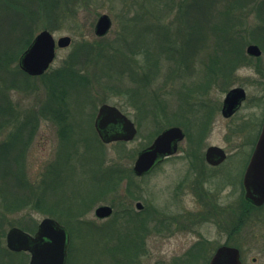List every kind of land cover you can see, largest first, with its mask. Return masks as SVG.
I'll use <instances>...</instances> for the list:
<instances>
[{
    "label": "rangeland",
    "instance_id": "rangeland-1",
    "mask_svg": "<svg viewBox=\"0 0 264 264\" xmlns=\"http://www.w3.org/2000/svg\"><path fill=\"white\" fill-rule=\"evenodd\" d=\"M140 1L143 0H137ZM198 1L204 9L211 3L222 9L223 1L236 2L237 8L233 10L235 23L232 26L233 32L243 39L240 52L246 56L245 60L237 61L227 71L221 67L222 62L209 65L205 55L207 50L204 49L201 53L202 61L193 64L192 77L187 79L205 83L206 76L210 77V81L202 88H192L194 92L190 108L193 113L186 111L177 114L181 125L165 124L168 116L166 121L164 117H159L155 122L137 126L134 110L108 86L103 87L96 82V72L99 74L100 71L98 63V67H95V62L102 55L100 53L114 42L120 32L119 15L126 9H135L137 2L23 0L22 6L11 7L7 6V0H0V45L7 44L5 46L14 52L15 62L12 64H18L19 56L25 50L19 49V43L27 34L33 38L39 31L46 29L55 39L61 36L71 38L67 47L56 49L55 58L45 71L46 81H62L69 90H76L75 94L80 91L76 101L75 98H70V101L74 100L71 104L76 110L73 113V124H78L81 130L74 128L73 134L71 132L69 135L75 138L82 136L87 142L93 141L90 149L96 155L101 154L93 156L92 167H97L99 161L102 170L93 179L91 164L76 162L73 174L65 169V177L57 188L51 185V188L46 189V170L56 161L64 136L61 137L55 123L40 116L25 146L23 158L18 157V150L11 154L22 163V174H14V170L12 174H4L5 169L13 168L10 160L15 158L10 157L8 160L5 155L0 160V264L29 262V253L20 252L15 255L7 249L5 236L10 227H31L44 217L56 219L45 211L46 205L42 208L34 205L35 199L40 196L39 192L47 191L49 198H65L72 192L91 193L99 186L102 193L85 208L82 216L70 218L55 213L60 219L56 220L66 226L69 233L70 253L68 250L67 264H127L128 250H115V247L120 250L119 245L133 225L125 220L129 217L144 219L147 215L150 218L146 219V229L140 235L141 249L136 250L138 255L133 258L132 264H207L216 247L226 242L239 248L241 264H264V205L251 212L245 211L249 203L244 198L241 185L242 172L264 117V0ZM53 4L54 11L51 12ZM103 13L110 16L112 25L108 33L100 37L94 34L93 28ZM222 20L215 18L213 23L222 25ZM211 33L210 47L222 52L220 48L225 42L224 31H217L216 36ZM250 44L259 47V56L246 53ZM210 47L207 49L210 50ZM74 62V65H80L86 70L83 77L78 78L77 74L70 71ZM160 75L158 80H164L163 73ZM27 83V91H6L7 101L13 106L18 118L27 113H37L46 102L43 81L37 76H31ZM234 87L243 88L246 96L237 112L225 118L221 113L222 102L226 92ZM103 103L118 107L133 120L137 132L131 140L117 145L116 142L100 143L97 139V143L93 144L92 138L96 136L93 121L98 107ZM168 126H179L185 132L184 139L178 143L177 152L148 174L135 176L132 166L137 153ZM13 130L12 126L6 125L0 131V143L10 138L15 133ZM211 145L221 147L227 154L221 172L220 167L208 170L204 160L203 172L199 168L194 169L191 161L199 164V158L203 157L206 148ZM78 150L84 152L82 148ZM108 169H114V175H117V171L125 174L114 188L111 183L108 184L104 174ZM128 185L135 192V198L129 195ZM18 193L27 196L28 202L25 205L15 203ZM137 202L142 204L141 209L136 207ZM99 205H110L113 208L112 215L97 218L94 210ZM242 211L246 213L245 220L238 225ZM82 222H89V225Z\"/></svg>",
    "mask_w": 264,
    "mask_h": 264
},
{
    "label": "trees",
    "instance_id": "trees-1",
    "mask_svg": "<svg viewBox=\"0 0 264 264\" xmlns=\"http://www.w3.org/2000/svg\"><path fill=\"white\" fill-rule=\"evenodd\" d=\"M121 1L124 4L137 2V0ZM137 3L135 9H126L119 15L120 32L114 42L103 49L100 53L102 54L100 59L95 62V67L99 65L100 69L99 74L96 72V82L99 85L102 84L103 87L108 86L123 99L127 106L134 110L137 126H141L145 122H155L159 117H164L166 121L168 116L169 118L165 124L181 125L182 122L177 120V114L186 111L192 112L190 101L193 97V86L202 88L210 81L209 75L206 76L205 83L200 82L201 80L198 83L187 80L192 77V71L195 67L193 64L202 61L201 53L204 52V49L207 50L205 55L209 65L222 62L223 66L221 67L227 71L230 68L232 69L237 61L245 60L246 56L240 52L242 51L240 47L243 45V39L241 40L238 33L233 32L232 26V23H235L233 10L237 8L236 2L224 3L223 1L221 3L222 9L216 8L212 3L207 9H204L198 0H192L191 2L187 0H143ZM22 4L23 0H7V6L19 7ZM53 7L54 4L50 8L51 12ZM130 11L132 12L130 13ZM171 14L173 15L170 16ZM231 17L233 20H231ZM215 18L223 19L222 25H219L218 22L213 23ZM217 31H224L223 39L225 42L221 46L222 48L219 47L222 51L220 53L217 49L210 47L211 41L209 40L210 33L212 32L213 36H216ZM31 38L32 35L27 34L19 43V49L26 48ZM5 45L7 44L0 45V131L6 125H10L14 128L15 133L0 143V160L5 155L8 160L10 157L15 159H13L14 161L10 160L13 162L12 170L10 168L5 169L4 174H12L13 170L14 174L15 172L22 174V163L17 161L16 157L11 156V154L13 151L18 150V157L23 158V151L35 130L37 119L42 116L55 123L61 137L64 136L56 161L50 164L46 170L45 178L47 179L46 183H48L47 186L45 185L46 189L51 188V185L57 188L65 177V169H69V172L73 174L72 171H74L76 162L90 163L94 179L95 175L102 173V170L99 161L96 164L97 167H92L93 156L97 157L101 153L96 155V152H92L90 144L93 141L87 142L86 138L82 136H76L75 138V136L69 135L71 132L73 134L75 129L77 131L81 130L78 124H73L75 121V114L73 113L76 110L71 104L74 100L70 101V98H75L76 101L77 94L80 91L75 94L76 90H69L62 81L56 83L50 79V83H47V73L44 72L37 77L43 81V86L46 89V102L40 106L37 113L31 115L27 113L19 119L18 114L13 110V106L7 101L6 91L7 89L27 91L29 89L27 80L31 76L24 73L18 64H12L15 60V56L13 57L14 52ZM207 47L211 49L209 50ZM11 64L12 69L10 68ZM74 64L75 62L69 68L70 71L77 74L78 78L83 77L82 75L86 70L80 65ZM161 73H163L165 79L159 81L158 78ZM21 75L24 77L22 78ZM224 75H226V72ZM85 95L88 97L87 94ZM170 117L173 118L170 119ZM94 134L96 135L95 131ZM97 139L99 140L97 135L92 138L94 140L93 144L97 143ZM99 142L102 143L100 140ZM122 143L116 142L117 145ZM79 148H82L84 152H78ZM88 154H91V156H87ZM18 164L20 165L19 168ZM14 166L16 167L14 168ZM107 171L104 172L107 177L106 180H108V184H112L113 188L117 185L118 180L125 175L117 170V175H114V169H108ZM129 181L131 184L132 181ZM39 193L40 196L35 199L34 205L38 208L46 205L45 211L59 219V216L55 213L64 214L70 218L82 216L85 213V208L92 204L102 193V190L99 186L91 193L72 192L65 198L61 196L49 198L45 190ZM128 193L132 198L136 197L135 192L130 187ZM27 202L28 198L25 194H17L16 204L25 205ZM247 210L251 212L256 209L250 204H246L245 211ZM126 213L128 212L126 211ZM146 221V217L144 219L129 217L125 220V222L133 225H131L125 240L119 245L121 246L120 250L119 247H115V250L118 252L128 250L126 253L127 264H132L133 258L138 255V248L141 249L140 235L146 229ZM82 224L89 225V222H82ZM238 225L241 224L238 223ZM21 228L31 232L34 230L35 224L31 227L21 226ZM123 242H125L124 245Z\"/></svg>",
    "mask_w": 264,
    "mask_h": 264
},
{
    "label": "water",
    "instance_id": "water-1",
    "mask_svg": "<svg viewBox=\"0 0 264 264\" xmlns=\"http://www.w3.org/2000/svg\"><path fill=\"white\" fill-rule=\"evenodd\" d=\"M112 25L108 14L99 15L94 24V34L104 36ZM69 36L57 39L46 29L34 35L18 59L20 69L29 76L43 74L55 58L56 49L67 47ZM249 56H259L261 51L255 44L246 48ZM245 98L244 89L234 87L226 92L222 102L223 116L231 115ZM93 127L103 143L129 141L137 132L134 122L118 107L103 103L94 117ZM184 138L179 126H169L158 133L152 142L141 149L134 160L132 171L141 176L150 171L165 156L175 153L178 143ZM225 157L220 147L211 145L205 150L207 162L216 164ZM244 198L258 207L264 204V119L253 151L242 177ZM136 207L142 208L137 202ZM94 214L97 218H107L112 214L110 205H99ZM69 234L67 229L52 217L43 218L36 232L31 235L19 227H11L6 233V246L12 251H28L29 264H66ZM207 264H241L239 249L235 246L220 245L211 255Z\"/></svg>",
    "mask_w": 264,
    "mask_h": 264
},
{
    "label": "flooded vegetation",
    "instance_id": "flooded-vegetation-1",
    "mask_svg": "<svg viewBox=\"0 0 264 264\" xmlns=\"http://www.w3.org/2000/svg\"><path fill=\"white\" fill-rule=\"evenodd\" d=\"M246 96V95H245ZM245 99V98H244ZM244 99H243V101H244ZM242 101V102H243ZM242 102H241V104H242ZM240 104V105H241ZM240 107V106H239ZM239 107H238V109H239ZM238 109H236L231 115H229V116H224L225 118H230V117H232L236 112H237V110ZM263 119H264V117H263ZM263 119H262V121L260 122V128H259V131H258V134H257V136H256V139H255V141H254V144H253V148H254V145H255V142H256V140H257V137H258V135H259V132H260V130H261V126H262V122H263ZM215 146V145H214ZM209 147V146H208ZM217 147H219V146H217ZM194 148V147H193ZM221 148V147H220ZM253 148H252V151H253ZM222 149V148H221ZM177 150H178V145H177V149H176V151H175V153L177 152ZM193 150L194 149H192V153H193ZM223 150V149H222ZM252 151H251V153H252ZM223 152H224V154H225V157L221 160V161H219L218 163H216V164H211V163H209V162H207V160H206V158H205V152H204V154H203V157L201 156L200 158H199V164H198V162L196 163V162H193V161H191V165H192V167L194 168V169H200L201 170V172H203V170H204V168H205V165L202 163V161L204 160L205 161V163H206V165H207V169L209 170H216V169H218L219 167H220V170H219V172H221V166H222V164H223V162L227 159V154H226V152L223 150ZM175 153H173V154H171V155H168V156H165L159 163H157L150 171H152L158 164H160L162 161H164L165 159H167V158H169V157H171L172 155H174ZM251 153H250V155H249V157H248V160H247V162H246V165H245V168H246V166H247V163H248V161H249V158H250V156H251ZM245 168H244V170H243V172H242V177H243V174H244V171H245ZM203 169V170H202ZM150 171H148L146 174H148ZM145 174V175H146ZM241 177V178H242ZM241 185H242V179H241ZM242 188H243V186H242ZM243 191H244V189H243ZM244 195V194H243ZM252 206V205H251ZM255 209H258L259 207H254ZM213 211V210H212ZM243 212V213H242ZM242 212H240L241 214H240V216H239V219H238V221H239V224H242V221H244L245 219V211H242ZM150 218V215H147L146 216V219H149ZM244 219V220H243ZM147 222V221H146ZM38 224H39V222H37V224L35 225V228H34V230L33 231H31V232H28V233H30L31 235H33L35 232H36V230H37V226H38ZM223 244H225V245H229V243L228 242H226V243H223ZM223 244H221V245H223ZM220 246V245H219ZM218 247V246H217ZM8 249V248H7ZM10 252H12L13 254H18V253H20V252H27L28 253V251H12V250H10V249H8ZM240 251V250H239Z\"/></svg>",
    "mask_w": 264,
    "mask_h": 264
}]
</instances>
